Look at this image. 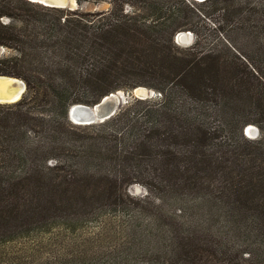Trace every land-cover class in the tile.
Masks as SVG:
<instances>
[{
    "label": "trees",
    "instance_id": "16d2710c",
    "mask_svg": "<svg viewBox=\"0 0 264 264\" xmlns=\"http://www.w3.org/2000/svg\"><path fill=\"white\" fill-rule=\"evenodd\" d=\"M76 2L0 0V75L25 84L0 103V251L94 223L115 240L108 264H264V0ZM138 86L159 97L68 120L73 104Z\"/></svg>",
    "mask_w": 264,
    "mask_h": 264
},
{
    "label": "rangeland",
    "instance_id": "374dc122",
    "mask_svg": "<svg viewBox=\"0 0 264 264\" xmlns=\"http://www.w3.org/2000/svg\"><path fill=\"white\" fill-rule=\"evenodd\" d=\"M78 7V4L76 8ZM109 7L107 2H101L93 5L84 3L82 8L84 10L93 9H106ZM130 11L131 9L127 7ZM201 28L200 33L202 36H206L205 43L210 44L214 37V25L211 20L203 19L200 21ZM204 26V28L202 27ZM191 32V31H190ZM189 43L187 45L176 44L182 47L189 46L193 43L195 36L191 32L188 34ZM211 37V38H210ZM244 52H247L248 47L245 43L241 44ZM3 49L0 50V53ZM144 91V95L148 98H158V92L146 86H138ZM125 95L126 99H130L131 96H135L134 91L120 90ZM136 97V96H135ZM248 127H251L249 132L246 131ZM248 132L247 136L250 139L257 138L259 136V129L255 124H248L243 130ZM130 195L135 197H143L146 194L144 186L138 183L130 185L127 189ZM97 229L94 223L83 228L72 231L65 228L62 225L55 224L50 231L46 233L35 232L24 238H20L12 243H9L7 247L0 251V264H108L110 260L109 256L104 254L113 245L115 240L113 238L107 240L95 237ZM104 256V257H103Z\"/></svg>",
    "mask_w": 264,
    "mask_h": 264
},
{
    "label": "water",
    "instance_id": "95a60500",
    "mask_svg": "<svg viewBox=\"0 0 264 264\" xmlns=\"http://www.w3.org/2000/svg\"><path fill=\"white\" fill-rule=\"evenodd\" d=\"M31 2L40 3L45 6L69 8L74 9L77 6L76 0H29ZM202 1V0H198ZM190 31H180L174 36V40L177 44L187 45L189 38L185 37V33ZM264 39V35H263ZM18 82L22 84L21 92H17ZM25 90L24 82L16 77L0 75V103H12L19 100ZM136 97L144 99L147 96L144 95V91L141 88L135 87L133 89ZM134 96V97H135ZM127 99L120 90L110 92L103 96L99 101L92 105L86 104H73L69 106L67 110L68 120L76 125H89L97 122H102L111 117L119 108L120 104L125 103ZM247 131V129H246ZM248 132H245L247 135ZM248 136V135H247ZM138 264H152V263H138Z\"/></svg>",
    "mask_w": 264,
    "mask_h": 264
},
{
    "label": "bare ground",
    "instance_id": "6f19581e",
    "mask_svg": "<svg viewBox=\"0 0 264 264\" xmlns=\"http://www.w3.org/2000/svg\"><path fill=\"white\" fill-rule=\"evenodd\" d=\"M57 1H58V2H61L62 0H57ZM188 34H189L188 32L185 33V37H186V38H189V37H188ZM16 90H17L18 93L21 92V90H22V84H21L20 82H18V87H17ZM250 128H251V127H248V128H247V131H248V132H249Z\"/></svg>",
    "mask_w": 264,
    "mask_h": 264
}]
</instances>
